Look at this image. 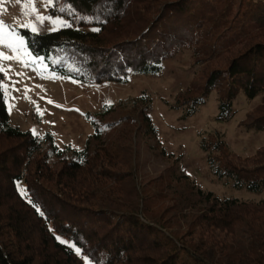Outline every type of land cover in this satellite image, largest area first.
Wrapping results in <instances>:
<instances>
[{"label": "trees", "instance_id": "16d2710c", "mask_svg": "<svg viewBox=\"0 0 264 264\" xmlns=\"http://www.w3.org/2000/svg\"><path fill=\"white\" fill-rule=\"evenodd\" d=\"M59 4L51 11L67 16L70 26L19 29L56 74L122 84L133 74L159 73L188 48L198 67L177 96L183 118L217 90L219 119L227 120L244 93L261 102L241 124L264 131V0ZM120 107L103 108L84 148H61L51 133L13 125L0 88V264H87L83 256L95 264H264V197H220L180 166L158 178L140 176L136 136L144 131L158 139L157 129L144 96L103 122ZM201 145L219 179L264 193V146L238 159L221 137L209 134ZM156 146L173 159L159 140Z\"/></svg>", "mask_w": 264, "mask_h": 264}, {"label": "rangeland", "instance_id": "374dc122", "mask_svg": "<svg viewBox=\"0 0 264 264\" xmlns=\"http://www.w3.org/2000/svg\"><path fill=\"white\" fill-rule=\"evenodd\" d=\"M35 7L40 16L51 19L40 21L36 19L37 13L22 3L0 0V18L11 25L5 38L13 44V48L0 45V50L13 57L0 60V66L5 69L3 88L13 125L39 136L51 133L61 148L82 149L95 134L94 121L102 117L105 106H121L114 114L103 117L104 123H110L123 115L125 109L132 108L135 99L144 96L158 139L144 131L136 136L140 176L158 178L171 167L180 166L201 188L214 191L220 197L255 201L264 197V193L237 188L231 181L219 179L210 168L208 152L201 145L211 134L221 137L238 159L252 157L264 146V131L247 130L241 121L261 102V96L249 99L240 93L234 100L231 116L223 120L219 119L218 92L213 90L205 103L183 118L186 108H175L177 96L188 87L198 67L193 63L192 51L184 47L164 62L159 73L133 74L122 84L90 85L58 75L43 56L30 51L19 29L47 33L70 25V20L65 15L52 13V9L59 10V0H53L51 5L45 0H36ZM56 19L65 24H54L52 21ZM157 140L173 155L175 162L162 157ZM20 190L26 195L23 184ZM83 258L87 264H95L87 256Z\"/></svg>", "mask_w": 264, "mask_h": 264}, {"label": "snow or ice", "instance_id": "6c2138e0", "mask_svg": "<svg viewBox=\"0 0 264 264\" xmlns=\"http://www.w3.org/2000/svg\"><path fill=\"white\" fill-rule=\"evenodd\" d=\"M17 3H22L25 8H30L32 12L37 13L36 19L43 21L45 19H51V18H45L43 16H40L38 14V10L35 7L36 0H16ZM46 4L51 5L53 3V0H45ZM54 24L61 25L65 24L63 20L56 19L52 21ZM70 26V25H67ZM11 29L10 24H6V22L3 20V18H0V45H3L8 48H13V44L10 43L5 37L7 35V32ZM35 31V28H33ZM20 43H23V40H20ZM13 57L5 54L2 50H0V60H9ZM5 69L3 66H0V72H4ZM4 86L0 84V88H3ZM51 102V101H49Z\"/></svg>", "mask_w": 264, "mask_h": 264}]
</instances>
